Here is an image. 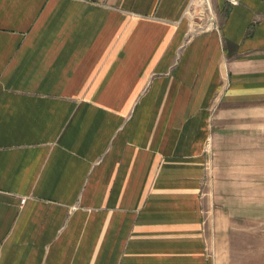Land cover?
<instances>
[{"label":"crops","instance_id":"crops-1","mask_svg":"<svg viewBox=\"0 0 264 264\" xmlns=\"http://www.w3.org/2000/svg\"><path fill=\"white\" fill-rule=\"evenodd\" d=\"M195 1L0 0V264H219L208 209L264 217V0Z\"/></svg>","mask_w":264,"mask_h":264},{"label":"rangeland","instance_id":"rangeland-1","mask_svg":"<svg viewBox=\"0 0 264 264\" xmlns=\"http://www.w3.org/2000/svg\"><path fill=\"white\" fill-rule=\"evenodd\" d=\"M192 12V28H207L216 18L213 0H196ZM245 204H218L219 213L205 214L208 247L219 264H264V217L257 204Z\"/></svg>","mask_w":264,"mask_h":264},{"label":"built area","instance_id":"built-area-1","mask_svg":"<svg viewBox=\"0 0 264 264\" xmlns=\"http://www.w3.org/2000/svg\"><path fill=\"white\" fill-rule=\"evenodd\" d=\"M209 27H212L213 29L218 30V26L215 22V19H213V20L211 19V22L209 23ZM209 27H207V28H192L191 27V30L189 32V37H192L193 35L201 32V31H204V30L208 29Z\"/></svg>","mask_w":264,"mask_h":264}]
</instances>
